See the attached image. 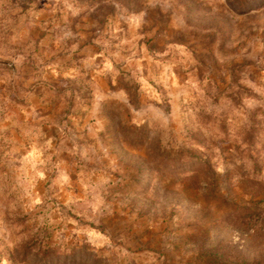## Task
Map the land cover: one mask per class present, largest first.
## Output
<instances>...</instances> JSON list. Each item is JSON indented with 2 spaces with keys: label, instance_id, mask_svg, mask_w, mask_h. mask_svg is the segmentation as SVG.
<instances>
[{
  "label": "rangeland",
  "instance_id": "1",
  "mask_svg": "<svg viewBox=\"0 0 264 264\" xmlns=\"http://www.w3.org/2000/svg\"><path fill=\"white\" fill-rule=\"evenodd\" d=\"M257 200L264 0H0V264H264Z\"/></svg>",
  "mask_w": 264,
  "mask_h": 264
},
{
  "label": "trees",
  "instance_id": "2",
  "mask_svg": "<svg viewBox=\"0 0 264 264\" xmlns=\"http://www.w3.org/2000/svg\"><path fill=\"white\" fill-rule=\"evenodd\" d=\"M195 158L198 159L197 157ZM234 214H236V217L242 220L243 223L249 222L252 218L258 219L259 217H261V219L264 222V200H257L254 201L253 203L239 206L236 212H234ZM261 227L264 231L263 224H261ZM230 264H262V262L261 261L248 262L244 258L241 259L239 258V260L238 259L232 260Z\"/></svg>",
  "mask_w": 264,
  "mask_h": 264
}]
</instances>
